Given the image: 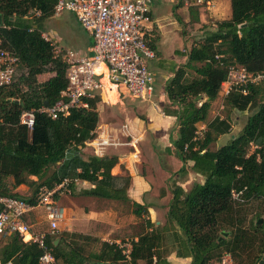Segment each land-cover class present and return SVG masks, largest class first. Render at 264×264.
<instances>
[{
    "label": "trees",
    "instance_id": "16d2710c",
    "mask_svg": "<svg viewBox=\"0 0 264 264\" xmlns=\"http://www.w3.org/2000/svg\"><path fill=\"white\" fill-rule=\"evenodd\" d=\"M229 2L230 17L190 44L185 63L173 69L164 88L168 107L174 109L163 111L178 124L177 138L170 144L182 164L168 180L171 198L165 226L159 228L147 219L151 230L131 241L129 260L117 244L102 243L98 253L87 257L82 244L88 238L63 233L55 245V238L47 234L45 242L58 264H169L159 254L161 230L172 232L177 258L190 259V264L214 260L220 264L226 254L231 264H259L264 254V83L247 85L245 94L236 89L223 99L232 111L252 112L240 133L214 151L211 146L229 134L231 122L228 116L208 121V115L230 66L264 73V0ZM55 4L56 0H0V45L19 60L12 84L0 89V196L21 198L12 189L25 185L31 195L22 199L34 204L41 187L51 189L64 179H79L92 186L83 196L128 203L131 177L111 173L118 158L83 157L82 148L99 124L98 96L87 101L88 109H75L67 117L51 120L37 113L32 131L19 125L23 111L51 106L67 85L64 64L52 58L51 46L42 37V24L54 16ZM189 8L191 21L197 22L199 6ZM188 71L195 75L190 80ZM43 74L53 76L38 82ZM199 123H205L206 130L197 139ZM187 162L193 163L191 169L203 183L184 190L172 179L186 174ZM250 202L260 209L246 224L237 207ZM131 206L136 217L148 216L149 206L136 202ZM41 253L36 244L13 233L0 246V264H38Z\"/></svg>",
    "mask_w": 264,
    "mask_h": 264
},
{
    "label": "built area",
    "instance_id": "2783aa9c",
    "mask_svg": "<svg viewBox=\"0 0 264 264\" xmlns=\"http://www.w3.org/2000/svg\"><path fill=\"white\" fill-rule=\"evenodd\" d=\"M185 6H210L213 0H180ZM150 0H56L54 14L70 12L83 30L93 38L91 57H80L71 50H64L47 35L52 58L60 60L65 66L66 88L60 92V98L51 106L23 111L19 125L32 131L35 115L43 114L51 120L67 117L75 109H88V100L101 97L105 79L114 85L124 96L149 101L153 96V76L147 61L153 59L154 51L145 43L148 25L151 22ZM213 3V4H212ZM19 60L17 56L0 45V89L10 86ZM264 83V73L250 74L240 66H230L227 78L221 84L220 94L223 99L232 91L240 89L246 93L249 84ZM204 128H197L196 138L202 137ZM119 143L105 132H94V137L85 142L92 154L104 157L106 149ZM85 181L64 179L55 187H41L30 204L22 198L0 196V236L18 234L23 242L33 243L41 249L38 264H58L52 249L45 242V234H34L26 222V216L38 208L46 212V221L52 234L58 230V223L65 218V211L58 207L56 197L70 195ZM236 198L237 194H233ZM122 255L129 260L131 242L117 245ZM10 264V263H7ZM220 264H231L228 254Z\"/></svg>",
    "mask_w": 264,
    "mask_h": 264
},
{
    "label": "rangeland",
    "instance_id": "374dc122",
    "mask_svg": "<svg viewBox=\"0 0 264 264\" xmlns=\"http://www.w3.org/2000/svg\"><path fill=\"white\" fill-rule=\"evenodd\" d=\"M167 1L168 2L164 1V3L160 2L159 4L152 2V0H150L149 2V8H151L153 14L161 21H164L167 26V29L171 30V32H173V29L169 26L170 14L172 15V19H174L175 21L176 18H180L182 20V24L178 22L176 23L177 30L175 31V33H177L178 37L183 41V44L180 47H175V49L173 48L168 51H162V54L165 58H171L174 57V55L181 58L184 55L183 49H186V47H188L192 43L200 42L202 38H204V36L214 28L216 22L227 20L230 17V14L228 13V7H224L223 4L225 0H213V5H204L202 7L197 8V22L191 21L192 18L189 15L190 8L185 6L184 3H182L181 1L176 2L177 0H175L176 4H172L169 2L173 1ZM177 4L180 7L178 8V10H175L177 12V15H173V9L171 8ZM182 7L184 8V10H181ZM42 27L46 32H48L50 29L56 31L57 35L62 38V48L64 47L76 51L77 44L76 42L74 43L73 41L69 40V35L77 33L78 35L76 36H81L82 33L77 27L74 21V17L70 13L64 12L60 15L54 14L52 19L48 21L45 20L43 22ZM178 37H176V42L179 41ZM159 54L161 55V53ZM164 62H169V60L166 59ZM194 76L195 75L192 71H188V80H190ZM112 86L116 89L114 85ZM104 96L105 95L103 91L101 97H99V111L101 114V118L99 119V124L96 131H105L113 139L114 142L119 143V145L116 147H110L106 149L105 156H116L118 159H128L127 157H129L130 159L131 155V160H137L134 159L136 155L133 156L134 153L137 154L140 160L138 162H132V164L128 159L127 166H129V169L126 170L124 168L125 165H121L120 169L118 170V174L122 176L129 175L131 178L146 177L148 180L151 181V189L144 193V195L142 196V200L143 204H149L152 207V210H148V216L138 218L132 213L133 208L131 206V202H134L132 197H129L131 201L128 203L96 199L81 195L84 189L75 188L73 190L74 194L72 193V196L77 200L75 201V203L76 205L80 206L81 211L85 212L86 214H89L90 212H96L102 218L98 221L99 223H101V229L97 233L94 229L93 235L95 236L88 237V240H86L85 243L82 244L83 255L87 257L90 254L98 253L101 249L102 243L117 245L127 244L130 243L133 239H135V237L139 234L151 230V228L147 226V219H150L152 223H155V226L163 228L166 223V212L168 207L167 200L168 198H171V194L168 189L171 184V182L168 181L169 177H166L168 179L165 180L159 177L161 175L165 177L167 176V174H164L157 165L156 150L158 149H151V146L143 147L141 140L138 143L134 144V142H132V137L127 135L125 132L121 131L123 124H127V122H124V118L121 115L123 114V111H125V108L131 110L132 106H128L127 104L128 100L130 99L124 96V94L122 93H116L117 102L115 103L111 101L108 102L106 97ZM220 105L221 100L219 99V101H217L216 104L212 106L211 112L209 113V117L212 119V116L214 117L217 114L224 115V113H226L232 126V131L227 134V138L229 139L230 134L236 135L240 133L239 131H241L246 121L247 115H249L252 111L240 113L226 108L224 104V109L221 110ZM99 125L107 126L99 128ZM203 133L204 132H202V135ZM225 142L227 143V140H224V137H220L217 143L211 146V150L214 151L219 146L225 145ZM82 153L84 158L93 155L90 148L86 146L82 148ZM123 161L124 160H122V162ZM181 166V162L177 161L174 166L171 167V175L176 173ZM51 172L52 169L48 172V174H50ZM172 180H175V182H177V184L180 185L184 190H189L193 183H203V177L195 174L192 171L190 162H187L186 164V174L184 176L174 175ZM9 182H11V179ZM161 190H164V196H160ZM29 192H31V190H29L28 193ZM28 193L26 194L25 198L29 196ZM68 197L73 200V197ZM56 198H62L64 200L65 196ZM57 205L58 207H62V204ZM237 209L240 212V217L242 221L247 224L254 217L255 212L258 211L260 207H258V203L250 202L245 204L244 206L237 207ZM33 213H36L37 219L31 223L32 231L37 234L39 232L47 230L49 228L47 221L42 223V225H39L38 223V220L43 219V209L38 208L33 211ZM96 221L97 220H95V222ZM160 234L162 236V241L160 244L161 247L159 249V254L161 255V257L166 259L169 264H190V259L177 258L176 252L178 251V245L172 235V232L168 230H161ZM6 237L7 236H0V246L3 244ZM80 243L78 240V244ZM244 260L246 262L248 261L247 259ZM216 261L217 260L212 261L211 264H216Z\"/></svg>",
    "mask_w": 264,
    "mask_h": 264
},
{
    "label": "crops",
    "instance_id": "0c3cea01",
    "mask_svg": "<svg viewBox=\"0 0 264 264\" xmlns=\"http://www.w3.org/2000/svg\"><path fill=\"white\" fill-rule=\"evenodd\" d=\"M164 1L168 2L167 0H152V2H155L156 4H159L160 2L164 3ZM171 1L173 2H169V3L176 4V2H179L180 0H177L176 2L175 0H171ZM223 4H224V7H228V13L230 14L229 0H225ZM176 6H178V4L171 8L173 9L172 10L173 15L175 14L177 15V12L175 10H178L179 7L176 8ZM181 10H184V8L182 7ZM70 14L74 17V21L77 27L79 28V30L81 31L82 35L76 36L78 35L77 33L69 35V40L73 41L74 43L76 42L77 44L76 51L68 49V48H64V47L63 49L74 51L80 57H91L93 55V52H92L93 38L88 32L82 29L80 24L75 19V16L72 13ZM150 16H151V22L148 25L146 36H148L149 45L154 51V57L153 59L147 61V66H148L150 73L153 76V96L149 101H141V100L129 98L130 100H128L127 104L128 106H132V107H131V110H128L127 108H125V111H123V114L121 115L124 118L123 119L124 122H127V124H123L122 126L123 130L121 129V131L125 132L127 135L132 137V140H133L132 142H134V144L138 143L141 140L143 147L151 146V149L153 148L158 149L156 150L157 165L159 166V168L164 174H167V176L165 177L163 175L159 177L165 180V179H168L166 177H169V178L171 177V173H172L170 172L171 167L174 166V164L177 161L178 162L180 161L175 157L173 153V147L170 144L172 139L177 138L178 124H177L176 117L165 115L163 111L165 108H169L170 110L174 109V107H170V106L168 107L169 101L167 100L165 96L164 88L168 80L172 78L173 76V69H177L178 66L184 64L186 57L182 56L180 58L174 55V57L165 58L162 54V51L164 50L168 51L173 48L175 49V47H180L183 44V41L178 37L177 33H175V31L177 30L176 23L178 22L177 21L178 19L176 18V21H175L174 19H172V15L170 14L169 26L172 27L173 29V32H171V30L167 29L165 22L161 21L159 18H157L153 14L151 8H150ZM175 17H178V16H175ZM50 19H52V17L47 19V21ZM42 34L47 35L50 39L55 41L62 48V45H61L62 38L59 35H57L55 30L53 31L50 29L48 32H46L43 28ZM168 35H169V38H168ZM176 37H178L179 39L178 42H176ZM189 49H190V45L186 47V49H183V53L186 54ZM159 53H161V55ZM166 59H168L169 62H164ZM52 76L53 74H43L38 77V82H44L49 77H52ZM103 86H104V95H105L104 97H106L107 101L116 103L117 102L116 93H122V92L121 91L118 92L117 88L116 89L113 88V86L109 85V83L105 79L103 80ZM218 98L221 100L220 109L223 110L224 109L223 97L220 94V92H219L217 99L211 104V108L213 105L216 104L217 101H219ZM205 100L206 99L204 98L202 101H205ZM99 106H100V103L97 109L99 113V119H100L101 114L99 111ZM226 116H227L226 113H224V115L217 114L214 117L212 116V119H211L208 115V121L213 120L215 118L222 119ZM103 126H107V125H102V126L99 125V128H102ZM197 128L199 129L204 128V130H206V124L199 123L197 125ZM231 131H232V126H231L230 132ZM236 135L230 134L229 139L235 137ZM220 137H224V140H227V142L229 141V139L227 138V135L220 136ZM220 137L218 138V140L220 139ZM167 149H170V153L166 152ZM134 155H136L134 159H137V160H131L132 158L131 155H130V159L129 157H127L130 163L135 162V161L138 162L140 160L137 154L134 153L133 156ZM128 159H118L117 165L111 171L112 175L122 176L118 174L119 173L118 170L120 169L121 165H125L124 168L126 170L129 169L128 168L129 166H127ZM122 160L124 161L122 162ZM192 165L193 163L190 162V166ZM30 179L34 181L36 180L35 177H30ZM10 183H12V179ZM91 187L92 186L86 182L85 185L82 184L81 186L77 187V189L87 190V189H90ZM150 189H151V181L148 180L146 177L145 178L144 177H132L131 187L128 190V197H132L134 202L144 205L142 196L144 195V193H146ZM12 190L14 193L18 194L21 198H25L26 194L29 191V188L25 185H20L17 188L12 189ZM73 194L64 195L65 196L64 200L62 198L61 199L56 198V203L62 204L61 208H63L65 211V218L58 223L57 232L55 234H52L50 229L48 228L45 231L37 233V234H45V235L48 234L54 237L55 245H57L59 242L58 236H60L63 233H77V234L82 235L83 237L88 238V237L95 236L93 235L94 229L96 230V233H97L102 227L100 226L101 223L98 222L99 220L102 219L99 216V214L96 212H90L89 214H86L85 212L81 211L80 206L76 205L75 203V201L77 200L72 196ZM28 195L30 196L31 192H29ZM68 196L73 197V200L70 199ZM59 197H63V196H59ZM169 200L170 198H168L167 204ZM147 206H149L148 210H152V207L149 204H147ZM43 211H44V216L42 220H38L39 225L40 224L42 225V223L46 222V217H45L46 212L44 209ZM36 219H37L36 213H33V211L29 213L25 218L26 222L31 227H32L31 223L35 221ZM95 220L97 221L95 222Z\"/></svg>",
    "mask_w": 264,
    "mask_h": 264
},
{
    "label": "water",
    "instance_id": "95a60500",
    "mask_svg": "<svg viewBox=\"0 0 264 264\" xmlns=\"http://www.w3.org/2000/svg\"><path fill=\"white\" fill-rule=\"evenodd\" d=\"M2 22H1V16H0V26H1ZM261 220L259 221L260 224ZM259 264H264V254L262 255L261 260L259 261Z\"/></svg>",
    "mask_w": 264,
    "mask_h": 264
},
{
    "label": "bare ground",
    "instance_id": "6f19581e",
    "mask_svg": "<svg viewBox=\"0 0 264 264\" xmlns=\"http://www.w3.org/2000/svg\"><path fill=\"white\" fill-rule=\"evenodd\" d=\"M145 43L147 44V42H146V36H145ZM109 85H112V84H109ZM103 91H104V89H103Z\"/></svg>",
    "mask_w": 264,
    "mask_h": 264
}]
</instances>
